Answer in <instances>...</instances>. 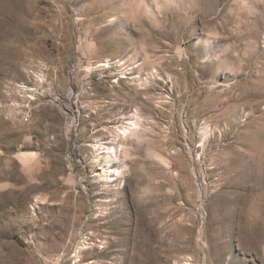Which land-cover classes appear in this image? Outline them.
<instances>
[{"label":"rangeland","instance_id":"obj_1","mask_svg":"<svg viewBox=\"0 0 264 264\" xmlns=\"http://www.w3.org/2000/svg\"><path fill=\"white\" fill-rule=\"evenodd\" d=\"M0 264H264V0H0Z\"/></svg>","mask_w":264,"mask_h":264},{"label":"bare ground","instance_id":"obj_2","mask_svg":"<svg viewBox=\"0 0 264 264\" xmlns=\"http://www.w3.org/2000/svg\"><path fill=\"white\" fill-rule=\"evenodd\" d=\"M102 66L109 67L110 65L109 64H102ZM141 117H142V115L140 114V112L138 110H135V112L131 115L130 122L125 123L123 125H120V126H118L116 128L117 136L119 138H122V137L124 138V137H127L129 134L135 132L137 130V128L139 127V125H140ZM205 133H206V131H205ZM93 147H96L97 150H102V152H99V153L97 152V155H95V158L97 159V161L100 158V157H98L100 154L105 155L104 158H103V164L102 163L100 164L102 166V168H101L102 172L99 173V178H101L104 183H108L109 180H111V175H110L111 173L108 171V169L112 168V166H111L112 162H113L114 158L116 159V147L113 146L112 148H110V147L106 148L104 146H101L100 143H99V145L93 146ZM113 175L115 177H117V179H118V178L121 177L122 171H120L119 169L115 168ZM82 254L83 253L81 252V255Z\"/></svg>","mask_w":264,"mask_h":264},{"label":"built area","instance_id":"obj_3","mask_svg":"<svg viewBox=\"0 0 264 264\" xmlns=\"http://www.w3.org/2000/svg\"><path fill=\"white\" fill-rule=\"evenodd\" d=\"M26 117H27V116H26ZM26 117H25V118H26Z\"/></svg>","mask_w":264,"mask_h":264}]
</instances>
